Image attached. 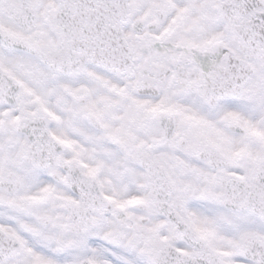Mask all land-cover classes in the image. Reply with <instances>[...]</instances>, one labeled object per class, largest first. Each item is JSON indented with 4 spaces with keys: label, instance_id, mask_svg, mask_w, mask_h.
<instances>
[{
    "label": "snow or ice",
    "instance_id": "obj_1",
    "mask_svg": "<svg viewBox=\"0 0 264 264\" xmlns=\"http://www.w3.org/2000/svg\"><path fill=\"white\" fill-rule=\"evenodd\" d=\"M0 264H264V0H0Z\"/></svg>",
    "mask_w": 264,
    "mask_h": 264
}]
</instances>
